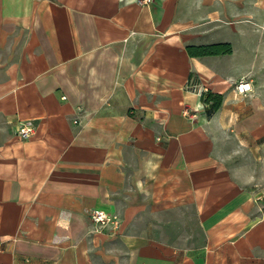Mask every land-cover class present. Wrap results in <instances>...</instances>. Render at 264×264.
Segmentation results:
<instances>
[{
	"label": "crops",
	"instance_id": "obj_1",
	"mask_svg": "<svg viewBox=\"0 0 264 264\" xmlns=\"http://www.w3.org/2000/svg\"><path fill=\"white\" fill-rule=\"evenodd\" d=\"M263 170L264 0H0V264H264Z\"/></svg>",
	"mask_w": 264,
	"mask_h": 264
},
{
	"label": "trees",
	"instance_id": "obj_2",
	"mask_svg": "<svg viewBox=\"0 0 264 264\" xmlns=\"http://www.w3.org/2000/svg\"><path fill=\"white\" fill-rule=\"evenodd\" d=\"M186 51L191 56H205L229 54L232 51L230 42H213L199 45L188 44ZM223 93L212 92L210 90L201 93V100L205 105V113L207 116L216 111L223 102Z\"/></svg>",
	"mask_w": 264,
	"mask_h": 264
},
{
	"label": "built area",
	"instance_id": "obj_3",
	"mask_svg": "<svg viewBox=\"0 0 264 264\" xmlns=\"http://www.w3.org/2000/svg\"><path fill=\"white\" fill-rule=\"evenodd\" d=\"M142 4H149L151 0H137ZM240 92H245L249 89L247 83L239 81L235 85ZM73 122H77L74 120ZM35 130V125L31 120H23L18 123L16 133L21 139H27ZM91 221L95 226L96 231H101L105 226L117 228L119 225V215L115 212H107L102 209H92L89 212Z\"/></svg>",
	"mask_w": 264,
	"mask_h": 264
},
{
	"label": "rangeland",
	"instance_id": "obj_4",
	"mask_svg": "<svg viewBox=\"0 0 264 264\" xmlns=\"http://www.w3.org/2000/svg\"><path fill=\"white\" fill-rule=\"evenodd\" d=\"M259 176L264 177V170H263V173L262 172L259 173ZM258 183H259V186H261L262 188H264V179L259 180Z\"/></svg>",
	"mask_w": 264,
	"mask_h": 264
}]
</instances>
